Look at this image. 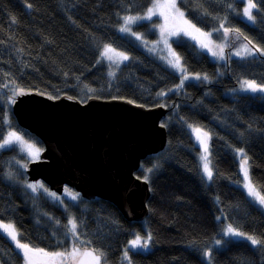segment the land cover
Here are the masks:
<instances>
[{"label": "trees", "instance_id": "obj_1", "mask_svg": "<svg viewBox=\"0 0 264 264\" xmlns=\"http://www.w3.org/2000/svg\"><path fill=\"white\" fill-rule=\"evenodd\" d=\"M152 2L0 0V24L5 27L0 32V143L8 132H16L44 148L13 116V88L81 102L125 98L170 109L161 122L167 129L165 149L143 160L136 172L148 178L151 189L144 221H128L103 199L87 200L69 188L58 195L43 182H30L29 160L13 145L0 151V223L14 224L25 242L49 253L88 249L103 252L107 264H129L123 252L137 233L151 234L152 240L144 252L130 253L131 264H264V243L253 245L224 235L228 223L264 242V212L240 188L238 152L246 154L249 177L264 194V95H229L244 80L264 86V0H253L254 23L242 19L243 0H179L191 23L227 40L222 64L189 40L175 44L186 71L208 78L189 82L185 89L178 87L177 73L151 53L149 42L143 48L120 33L125 17L144 13ZM155 25L142 23L134 30L145 31V39L153 41ZM241 41L253 48L252 56L233 57ZM104 44L127 53L129 59L112 68L101 58ZM193 126L210 136V181L201 171ZM28 184L43 187L33 191ZM73 218L83 244H77L69 230ZM0 264H24L6 233L0 235Z\"/></svg>", "mask_w": 264, "mask_h": 264}, {"label": "water", "instance_id": "obj_2", "mask_svg": "<svg viewBox=\"0 0 264 264\" xmlns=\"http://www.w3.org/2000/svg\"><path fill=\"white\" fill-rule=\"evenodd\" d=\"M24 92L15 95L11 111L44 147L40 158L27 164L28 180L43 182L58 195L69 188L87 200L103 199L128 221H144L151 189L136 172L143 160L165 149L167 129L161 122L167 110L123 99L81 102Z\"/></svg>", "mask_w": 264, "mask_h": 264}, {"label": "snow or ice", "instance_id": "obj_3", "mask_svg": "<svg viewBox=\"0 0 264 264\" xmlns=\"http://www.w3.org/2000/svg\"><path fill=\"white\" fill-rule=\"evenodd\" d=\"M30 6V5H29ZM256 8V4L253 2V0H248V5L244 9V15L248 17L249 20H254L253 12L252 10ZM176 13L178 17L180 18L182 25L184 27H180L179 29H173L171 31H167V24L163 27H161V41L167 45L168 41L166 36L167 35H179L180 32H184L185 35L190 34L189 30L194 31L196 33H199L201 36L204 35H210L201 33L198 28L195 27V25L189 23L186 19H184V13L179 10V8L176 7L175 0H171V3H153L152 7L148 9L147 13L143 17H137V16H128L124 18V26L121 27L120 31L127 32L130 31V28L128 27L130 24L135 23L139 19H151L153 15H161L164 16L165 21L169 19V16L172 13ZM175 18V17H173ZM227 31V30H226ZM137 39H141L140 36H137ZM202 47H207L206 44H202ZM170 50V46H169ZM244 50L251 54V49L248 48L247 45H245ZM211 51V49H209ZM114 52L113 49L106 46L104 49V52L102 53L103 57H106L109 60H112V56L109 55V53ZM239 53H237L238 55ZM122 55V54H117ZM213 55H217L216 52H213ZM221 58H223V49L221 48V51L219 53ZM172 56L174 57V60H168V63L178 70L182 72H186V69H184L180 63V57L176 55L174 52L172 53ZM123 59H128L127 56H123ZM114 75V73H112ZM188 76L185 75L184 79H187ZM196 79H201L199 75L195 77ZM203 79L207 80V76L203 77ZM244 85L246 86L245 90H251L252 92L260 91L264 92V87H259L254 82L244 81ZM182 86V83H181ZM7 87V85H5ZM25 94L24 89H16L13 88V101L15 95H22ZM160 95H164V93H160ZM131 103V101H129ZM163 127V125H161ZM192 131L196 134V138L199 141L200 145L203 147L204 155L201 156V160L203 161V169L205 174L207 175L208 179H212L213 172L211 168L209 167L210 161L208 159V139H210L209 133L206 131H203L199 127H195L192 129ZM2 138V136H0ZM13 139L15 141L20 142L21 144L24 143V141L21 139V137L17 136L16 133L12 132L9 133V138L4 140V144L0 145V148L10 145L13 142ZM29 149H32V145H27ZM39 150L36 149L33 151V155L35 157H38ZM238 152L240 156L242 157L241 160V170L244 175V187L248 191V195L254 197L256 201L259 202V204L264 205V194L260 190H257L256 187L253 185L248 172V158L246 154L243 152L242 149H238ZM149 172L152 171V169H148ZM147 177H144L145 182H147ZM28 187L31 188L33 191L37 190V187H43L42 185H36V184H28ZM71 195V198L73 200H76L78 197L77 195H73L71 193H68ZM50 195L55 196L54 193H50ZM70 232L72 233L73 238L75 239L77 244H83V241L80 240L78 232V224L76 220L73 218L69 221ZM7 234V237L11 239L15 243V246L17 249L21 251L22 259L24 264H55V258L56 257H65V253L60 252H47L43 248L36 247L31 243V241H24V238L22 234L18 233L16 230V227L12 223H0V235ZM224 235H230L232 237H242L248 241H251L253 245L264 243L262 241H259L255 239L253 236L246 235L245 233H242L238 231L237 229L233 228L232 225H228L225 229ZM152 240L151 234H148L146 237L141 236L139 233L135 234L134 238L129 242V247L125 249L124 252V258L129 261V264H131V260L129 257V251L130 250H147L149 248V242ZM217 245L221 244V240L217 239L215 241ZM79 249L76 247H73L71 252L67 253L68 257L75 258V256L78 254ZM85 256L90 257L91 261L90 264H101L102 258L105 257V254L103 252H86L84 253ZM206 255L210 256L211 252L206 253ZM104 264H107L106 258H104Z\"/></svg>", "mask_w": 264, "mask_h": 264}, {"label": "rangeland", "instance_id": "obj_4", "mask_svg": "<svg viewBox=\"0 0 264 264\" xmlns=\"http://www.w3.org/2000/svg\"><path fill=\"white\" fill-rule=\"evenodd\" d=\"M244 3H245V7L244 9L247 7L248 5V0H243ZM178 2L179 0H175V3H176V7L179 8V5H178ZM153 3H171V0H153L152 2V5ZM152 7V6H151ZM150 7V8H151ZM149 9V8H148ZM147 9V11H148ZM179 10L181 11V9L179 8ZM255 9L252 10V12H254ZM147 11H145L144 13L142 14H139V15H133V16H137V17H143L145 16V14L147 13ZM183 12V11H181ZM253 16H254V13H253ZM175 17V18H173ZM184 19H186L187 21H189L185 14H184ZM242 19L245 20L246 22H249V23H254L255 22V17H254V20H249L248 17L246 15H244V10H243V13H242ZM155 21V26L153 27L155 33H156V39L153 40V41H148L145 39V31H137V30H134V27L138 24H142V23H149V22H153ZM189 23H191L189 21ZM167 24V31H171L173 29H179L180 27H184L182 25V22L180 20V18L178 17V15L176 13H172L170 16H169V19L167 20V22L165 21V18L164 16H161L159 14L157 15H153L151 19H139L137 20L135 23L133 24H130L128 27L130 28V31H127V32H122L123 34L125 35H128L129 37L137 40L140 42L141 44V47L143 48H146L148 42L150 45L149 46V49L152 51L151 53L152 54H156L157 57L162 61L164 62L169 68H171L174 72L177 73V75L179 76V88H184L185 85L189 82H199L200 80L203 79L202 76L201 79H196L195 77L197 75L195 74H190L188 73L187 71L186 72H182L180 70H178L177 68H174L172 67L169 63H168V60H174V57L172 56V53L174 52L176 55H178V52L175 48V44L181 40H189L190 42H192L200 51L206 53L213 61L219 63V64H222L226 61L227 57H226V47H227V40H220V39H217V38H214L213 37V33L214 32H208V31H204L200 28H198L200 30L201 33H205V34H210V35H204V36H201L199 33H196L194 31H191L189 30L190 34L188 35H185L184 32H180L179 35H167L166 38H167V41H168V44L165 45L162 41H161V27L165 26ZM193 24V23H191ZM194 25V24H193ZM196 27V26H195ZM197 28V27H196ZM137 36H140L141 39H137ZM225 36V34L223 33V37ZM202 44H206L207 47H202ZM245 45L248 46L249 49H251V54H249L248 52H246L244 50L245 48ZM110 47L111 49L114 50V52L112 53H109V55L112 56V60H109L107 59L106 57H103L102 56V53L104 52V49L103 47ZM169 46H170V50H169ZM103 50L101 49V58H103L106 62L110 63L111 67L112 68H116L117 66H119L121 63H124L125 62V59H123V56H127L128 58V55L125 54V53H121L119 52L118 50H115L111 45H108V44H104L102 46ZM221 48L223 49V58H221V56L219 55L220 51H221ZM209 49H211V51H209ZM154 52V53H153ZM213 52H216L217 55H213ZM253 48H251L250 45H248L247 43L241 41L240 44H238L237 48L233 51V57L235 58H246V57H250L253 55ZM122 54V55H117V54ZM237 53H239L237 55ZM181 63V61H180ZM182 65V63H181ZM183 67V65H182ZM184 68V67H183ZM185 69V68H184ZM185 75L188 76L187 79H184ZM203 81H206L205 79H203ZM244 81H249V80H244ZM244 81L241 82V84L233 91V92H229V95L231 94H254V95H257V94H261V95H264V92H260V91H256V92H252L251 90H245L246 86L244 85ZM251 82V81H249ZM181 83H182V86H181ZM260 87H264V86H260ZM185 89V88H184ZM184 89H180V90H184ZM195 128L194 126L193 127H190V132H191V135L193 136V139L194 141L196 142V144L198 145L200 151H199V154H198V159H199V163H200V167H201V171H202V174L204 176V178L207 180V181H210L207 177V175L205 174L204 172V169H203V161L201 160V156L204 155V150H203V147L200 145L199 141L197 140L196 138V134L192 131V129ZM9 133H12V132H8V134L6 135V137L4 138V140L8 139L9 138ZM16 133V132H14ZM17 136L21 137V139L24 141L23 144H21L20 142L18 141H15L13 139V142L10 144V145H6L2 148H0V151L4 150V149H7L13 145H16L18 146L22 152L26 155L27 159L29 160V162L31 161H36L40 158V155H41V152L43 150H41V148L33 143H30V142H27L26 140H24L22 138V136L18 133H16ZM4 140L0 143V145H3L4 144ZM208 143V159L210 161V141L208 140L207 141ZM27 145H32L33 148L32 149H29L27 147ZM38 149L39 152H38V157H35L32 153L34 150ZM209 167L211 168V162L209 164ZM212 170V169H211ZM249 171V170H248ZM243 175V173H242ZM244 183H245V180H244V175H243V178L241 180V185L239 184L240 188L243 189L245 191V193L248 195V191L247 189L244 187ZM249 196V195H248ZM251 197L252 199H254V197L252 196H249ZM254 201L260 206L261 210L264 212V205H261L259 204L258 201H256L254 199ZM229 224L226 223L225 227H224V232H225V229L227 228ZM228 236V235H226ZM230 236V235H229ZM233 239H236V240H244V241H248L242 237H232ZM251 243V241H248ZM129 247V243L128 245L126 246V248ZM125 248V249H126ZM73 249V248H72ZM125 249H124V252H125ZM135 251H140V252H144L140 249H137V250H130L129 251V255L131 252H135ZM71 252V250L69 251H66L64 252L66 255L65 257H56L55 258V264H90V261H91V258L90 257H87L84 255V253L86 252H93L91 250H88V249H84V250H81L79 249V252L78 254L75 256V258H72V257H68L67 256V253ZM124 252H123V261H128L124 258ZM102 264V262H101Z\"/></svg>", "mask_w": 264, "mask_h": 264}, {"label": "bare ground", "instance_id": "obj_5", "mask_svg": "<svg viewBox=\"0 0 264 264\" xmlns=\"http://www.w3.org/2000/svg\"><path fill=\"white\" fill-rule=\"evenodd\" d=\"M1 30H5V27L4 26H2L1 24H0V32H1ZM120 33L121 34H123L121 31H120ZM123 35H125V34H123ZM109 45V44H108ZM103 48H105V47H103ZM103 48L101 47V49L103 50ZM116 50V49H115ZM124 53V52H123ZM125 54H127V53H125ZM128 55V54H127ZM103 59V58H102ZM128 59H129V55H128ZM128 59H126L125 60V62L128 60ZM104 60V59H103ZM105 61V60H104ZM180 61H181V63H182V60L180 59ZM182 65H183V63H182ZM184 67V66H183ZM171 69V68H170ZM121 99H123V100H126V101H131V100H129V99H125V98H121ZM158 106H161V107H163V108H165L166 110H167V115H168V112H169V107L168 106H166L165 104H159V105H156V106H153V107H158Z\"/></svg>", "mask_w": 264, "mask_h": 264}]
</instances>
